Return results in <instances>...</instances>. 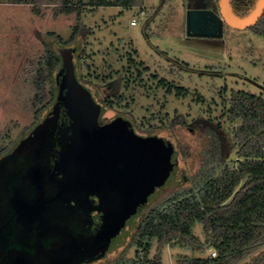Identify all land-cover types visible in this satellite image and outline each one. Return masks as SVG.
<instances>
[{
  "label": "rangeland",
  "instance_id": "374dc122",
  "mask_svg": "<svg viewBox=\"0 0 264 264\" xmlns=\"http://www.w3.org/2000/svg\"><path fill=\"white\" fill-rule=\"evenodd\" d=\"M49 2L0 0V158L19 147L51 105L42 110L39 106L40 111L32 106L34 93L22 74L25 59L55 53L77 64L78 80L105 108V118L124 117L139 134L164 138L177 150V181L143 214L189 189L213 164L235 161L239 122L228 120V101L231 91L264 96V37L250 28L225 25L221 38H187L186 11L194 8L193 0H143L142 7H100L94 13L84 9L80 19L75 14L54 17V4ZM215 5L219 12V4ZM132 19L138 23L131 25ZM75 26L79 29L69 41ZM61 48L70 53H58ZM129 57L148 70L142 67L139 76L135 65L129 68ZM152 75L181 87V94L167 93ZM48 89L55 92L54 82ZM133 232L117 248L84 264L134 258ZM193 233L205 242L199 224ZM151 245L150 258L156 241ZM178 251L165 246L162 264H174ZM210 253L206 250L203 255Z\"/></svg>",
  "mask_w": 264,
  "mask_h": 264
},
{
  "label": "trees",
  "instance_id": "16d2710c",
  "mask_svg": "<svg viewBox=\"0 0 264 264\" xmlns=\"http://www.w3.org/2000/svg\"><path fill=\"white\" fill-rule=\"evenodd\" d=\"M256 1L230 0V5L237 17H245ZM49 3L54 4V17L75 14L77 19L85 10L94 13L100 7L129 9L144 4L143 0H77L76 4L50 0ZM215 3L219 4V0H213L212 9L217 8ZM32 10L37 13L39 8L34 6ZM248 28L264 37V9ZM78 29L73 28L69 41L74 40ZM59 50L58 53H65L62 48ZM76 53L77 50L73 55ZM64 60L55 53L25 59L22 74L34 93V109L39 110L40 106L42 110L55 98L48 84L65 67ZM128 60L129 68L135 65L139 76L142 70H148L141 61L135 63L131 57ZM67 69L76 74L78 67L71 63ZM152 77L157 79L156 75ZM157 85L167 93L174 91L177 96L182 92L181 87L164 78L157 79ZM227 116L231 123L239 122L234 133L235 161L213 164L192 181L189 189L147 210L130 240L135 248L134 258H120L114 264H162L165 246L179 250L174 255V264H264V96L231 91ZM196 224L205 235L204 243L193 233ZM153 240L156 250L150 258ZM206 250L214 251L215 256H204ZM187 252L201 256L189 257Z\"/></svg>",
  "mask_w": 264,
  "mask_h": 264
},
{
  "label": "water",
  "instance_id": "95a60500",
  "mask_svg": "<svg viewBox=\"0 0 264 264\" xmlns=\"http://www.w3.org/2000/svg\"><path fill=\"white\" fill-rule=\"evenodd\" d=\"M219 8V12L205 6L188 8L186 37L221 38L224 25L248 28L262 14L264 0H257L245 17L234 14L230 0H219ZM81 109L82 105L76 106V122ZM53 114L44 125L50 122ZM36 131L37 128L32 131V137L0 159V264H84L112 251L127 236L129 210L133 208L139 214L152 193L131 194L134 202L130 209L120 212L117 222L107 224L85 241L60 236L54 239L51 224L59 218L62 207L91 186H106L112 175H102L105 162L100 164L91 156L99 153V141L89 142L79 137L76 141L79 145L66 148L60 160L66 169L62 176L65 183L58 179L56 182L50 174L49 133L46 131L40 138V131ZM78 188L83 190L82 193L73 194Z\"/></svg>",
  "mask_w": 264,
  "mask_h": 264
},
{
  "label": "flooded vegetation",
  "instance_id": "af4514ba",
  "mask_svg": "<svg viewBox=\"0 0 264 264\" xmlns=\"http://www.w3.org/2000/svg\"><path fill=\"white\" fill-rule=\"evenodd\" d=\"M193 3L194 8L205 6L212 9L213 0H193ZM62 64L65 67L60 68L56 74V96L50 103V108L19 142L32 137L31 132L35 128L36 133L40 131V138L48 129L50 174L56 178V182L58 179L64 184L62 176L66 169L60 160L65 149L72 144L79 145L76 142L79 137L89 142L97 139L99 153H92L91 156L100 164L105 162L102 175L112 176L106 186H91V190L85 191L81 188L73 190V194L83 193L62 207L59 218L51 224L53 238L60 236L78 242H82L83 238L85 241V238L89 239L90 235L96 234L107 224L119 220V213L126 212L134 202L131 194L139 191L152 193L139 214L129 208V226L126 230L128 236L140 222L148 204L177 181L178 152L164 138L139 134L124 117L105 118V108L80 83L76 74L67 69L68 61L64 60ZM79 104L82 109L77 114L76 122V106ZM52 113L50 122L44 125Z\"/></svg>",
  "mask_w": 264,
  "mask_h": 264
},
{
  "label": "built area",
  "instance_id": "2783aa9c",
  "mask_svg": "<svg viewBox=\"0 0 264 264\" xmlns=\"http://www.w3.org/2000/svg\"><path fill=\"white\" fill-rule=\"evenodd\" d=\"M140 15L143 16V15H144V11H141V12H140ZM137 23H138V20H137V19H132V21H131V25H136ZM215 254H216V253H215L214 251L210 253L211 257H214Z\"/></svg>",
  "mask_w": 264,
  "mask_h": 264
}]
</instances>
